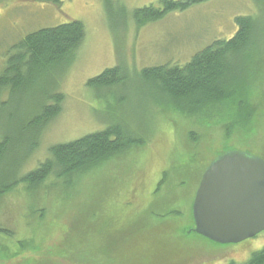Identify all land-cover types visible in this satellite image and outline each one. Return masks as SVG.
<instances>
[{
	"label": "rangeland",
	"instance_id": "obj_1",
	"mask_svg": "<svg viewBox=\"0 0 264 264\" xmlns=\"http://www.w3.org/2000/svg\"><path fill=\"white\" fill-rule=\"evenodd\" d=\"M158 2L111 0L109 10L104 0L0 2V73L29 32L72 20L85 26L76 60L61 84L63 110L28 159H22L26 147L21 150L17 145L26 146L30 134L16 133L21 119L33 112L28 110L27 96L21 97L23 107L14 120L0 112L1 133H15V146L0 162V185L20 181L37 169L50 157L53 145L101 131L108 123L123 122L145 142L123 161L95 169L67 191L51 189L47 197L38 199L25 197L19 185L3 195L0 264H241L264 248V231L238 243L221 244L189 230L194 196L211 159L231 148L249 150L264 159L263 49L244 126L236 124L237 108L231 103L206 117L162 109L154 104L148 91L151 86L143 81L135 83L138 92L125 94L123 107L114 106L110 112L87 84L121 58L131 70L184 65L213 40L232 37L238 16L261 11L254 0H207L137 28L134 10ZM121 6L125 14L120 13ZM165 171L168 179L159 186ZM141 182L146 185L142 201H150L149 193L159 188L154 207L147 201L139 205L133 197L138 190L130 193ZM161 204L169 212H178L163 215Z\"/></svg>",
	"mask_w": 264,
	"mask_h": 264
},
{
	"label": "trees",
	"instance_id": "obj_2",
	"mask_svg": "<svg viewBox=\"0 0 264 264\" xmlns=\"http://www.w3.org/2000/svg\"><path fill=\"white\" fill-rule=\"evenodd\" d=\"M3 1L6 0H0ZM36 1L62 4V0ZM204 1L207 0H159L157 5L151 4L134 10L133 18L137 28H141L147 23L164 18L170 12L183 11ZM104 2L109 10L111 0ZM254 2L259 11H264V0ZM120 11L125 14V6H121ZM260 14L238 16V29L232 37L213 40L184 65L163 64L131 70L128 62L121 58L114 67L89 79L87 84L103 103L105 110L110 112L115 111L114 106L123 107L125 94L138 92L140 88L135 83L143 81L144 86H151L148 91L153 102L162 109L168 107L188 117H206L213 109L231 103L237 108L239 118L236 119V124L241 125L251 99L249 95L255 79L253 75L258 70L256 64L261 58L263 60L264 18L260 19ZM261 15L264 17V14ZM84 38L85 26L77 20L29 32L15 46V51L0 73V112H5L9 121L14 120L21 111L25 98L28 110L33 111L28 117L21 119L16 131L23 135L26 133L25 136L30 134L27 138L30 142L26 146L19 145L20 143L17 145L21 150L26 147L22 159H28L39 147L43 132L62 112L65 95L61 91V84L75 62ZM247 66L251 67L249 71ZM22 96L27 97L21 99ZM14 137L13 132L2 134L0 131V162L9 156L11 146H15ZM143 143L145 142L137 133L130 131L123 122L116 121L108 123L101 131L55 144L50 148V157L37 169L28 172L20 181L0 185V200L3 195L15 191L19 185L25 191V197L37 196L38 199L44 194L47 197L51 189L61 187L63 191H67L95 169L106 168L117 160L123 161L121 158L135 153ZM168 176L169 173L165 171L158 185H164ZM125 183L123 180L124 187ZM134 190L138 192L132 196L141 200L142 194L146 193L145 183L136 185L130 193ZM158 190L159 188L149 193L150 201L137 200L139 205H144L147 201L148 206H153L154 200L158 199ZM133 200L131 198L130 203ZM161 209L163 215L178 212L176 209L169 212L166 204H161ZM191 216L193 226L195 222L192 209ZM192 226L189 229L191 232ZM241 264H264V248Z\"/></svg>",
	"mask_w": 264,
	"mask_h": 264
},
{
	"label": "water",
	"instance_id": "obj_3",
	"mask_svg": "<svg viewBox=\"0 0 264 264\" xmlns=\"http://www.w3.org/2000/svg\"><path fill=\"white\" fill-rule=\"evenodd\" d=\"M195 232L221 244L264 231V159L228 150L205 169L192 203Z\"/></svg>",
	"mask_w": 264,
	"mask_h": 264
},
{
	"label": "flooded vegetation",
	"instance_id": "obj_4",
	"mask_svg": "<svg viewBox=\"0 0 264 264\" xmlns=\"http://www.w3.org/2000/svg\"><path fill=\"white\" fill-rule=\"evenodd\" d=\"M231 149H233V150H242V151H246V152H248V153H251V151H249V150H244V149H238V148H231ZM230 149V150H231ZM229 150V149H228ZM224 153V152H223ZM220 154H222V153H220ZM220 154H218V155H220ZM218 155H216V157L218 156ZM194 233H196L195 232V226L191 229ZM196 234H198V233H196ZM200 235V234H199ZM200 236H202V237H204L203 235H200ZM204 238H206V237H204ZM206 239H208V238H206Z\"/></svg>",
	"mask_w": 264,
	"mask_h": 264
}]
</instances>
